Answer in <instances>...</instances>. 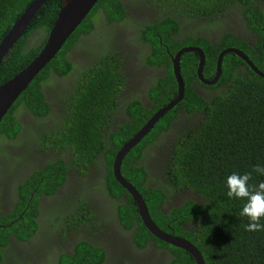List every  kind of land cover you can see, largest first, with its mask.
Wrapping results in <instances>:
<instances>
[{"label":"flooded vegetation","instance_id":"obj_1","mask_svg":"<svg viewBox=\"0 0 264 264\" xmlns=\"http://www.w3.org/2000/svg\"><path fill=\"white\" fill-rule=\"evenodd\" d=\"M116 1L122 6L120 15L109 17L106 8L100 6L90 16L89 27L66 49L65 73L59 74L61 70L51 67L49 76L35 84L44 101L36 104L33 93H28L36 111L30 108L27 97L20 100L14 112L20 126L15 137L8 131L0 134V264H173L176 260L170 244L150 234L141 217L124 210L135 200L124 187L125 191L118 187L121 184L114 172L116 157L164 108L166 92L154 91L162 88V80L176 79L174 66L179 52L200 48L205 55L196 43L189 44L188 36L195 41L206 38L218 52L215 68L207 65L204 56L201 77L198 53L191 52L199 60L193 68L192 63L186 65L188 58L183 63L188 53L178 62L185 93V79H189L193 91L207 102L222 93L233 78L250 74L251 67L244 57L230 52L222 60L223 65L231 57L230 79H221L222 65L218 76V61L227 50L243 53L259 68L258 62L238 47L220 50V38L226 33L235 35L254 50L257 60L264 57V40L261 52L257 34L247 28L236 9L225 13L218 22H211L188 16L178 6L156 5L157 0ZM167 16L180 26L172 42L161 24ZM98 79H110L109 94L104 96L97 113L85 118L84 134L76 138L74 111L77 97H81L76 93ZM202 79L214 83L207 84ZM172 96L169 103L177 99L178 92ZM184 100L185 94L172 109L178 107L176 117L171 115L158 126L170 110L141 140V156L132 161L135 168L143 170V185L165 194L160 210L167 219H161L162 223L151 215L143 191L134 183L138 179L124 176L123 163L121 166L122 176L143 197L156 225L176 237L175 231L169 229L174 222L168 216L187 201H205L193 190H177L167 171L175 147L206 116L197 109L189 112L188 106L182 105ZM43 104H47L46 109ZM138 125L142 126L139 130ZM197 224L193 220L183 228L195 229ZM142 225L148 230L144 235Z\"/></svg>","mask_w":264,"mask_h":264},{"label":"trees","instance_id":"obj_2","mask_svg":"<svg viewBox=\"0 0 264 264\" xmlns=\"http://www.w3.org/2000/svg\"><path fill=\"white\" fill-rule=\"evenodd\" d=\"M63 1L47 0L39 10L21 39L1 63L0 86L14 78L41 52L58 18ZM32 2L33 0H0V43ZM156 2L159 6H178L188 16L211 22H218L225 13L232 9L239 10L246 21L247 28L257 34L258 47L262 52L264 0H157ZM100 6L106 8L109 17L118 16L120 15L118 13L122 11V6L116 0H99L87 19L67 41L61 53L37 76L28 91L24 92L10 109L0 124V134L8 131L11 137H15L20 126L15 121L14 112L20 106L22 98L30 97L29 92L33 93L32 99H35L33 102L36 104L44 101L40 88H36L35 84L41 77L49 76L51 67L61 70L58 71L59 74L63 71L65 73L68 62L64 52L72 41L89 27L90 16L95 14ZM161 24H163V31L167 34L169 42H172V37L179 33L180 26L176 24L172 16H167ZM153 28L158 29L156 26ZM187 40L189 44L196 43L198 47L203 48L207 65L213 64L215 68L217 61L215 54L218 52H214L209 41L206 38H199L195 41L192 36H188ZM220 40L218 47L220 50L238 47L258 62L257 66L260 71L264 72V57L262 60L260 58L257 60L253 56L254 50L249 45L238 41L231 33L224 34ZM186 58H188L186 65L192 63V68L199 61L194 53L184 55L183 63ZM230 60L231 57L228 56L222 65V80L230 79L231 73L228 70ZM193 72L195 73V69ZM100 75L99 73L98 76ZM109 81L110 79L94 80L91 81L88 89L82 88L81 92L80 88L78 89L76 94H81V97H77L79 100L75 106L76 111H74L77 119L74 129V134L78 135L76 138L84 134L82 126L85 118L93 117V113H97L96 109L102 103L104 96L109 94ZM162 81V88L154 92L160 89L166 92L165 107L173 98L172 94L178 92V83L176 79ZM185 81L187 83L186 100L182 102V105L188 106L189 112L197 109L206 116L200 126L185 134L184 140L175 147L169 159L167 171L177 190H193L202 195L205 201L201 204L187 201L183 207L176 209L171 216H168L174 222L169 229L195 245L202 253L206 264H264V230L245 231V225L249 221L240 215L245 201L230 199L226 194V177L234 172L238 174L252 172L250 188L264 182V175L252 171L256 165L264 166V78L251 70L249 75L233 78L230 85L209 102L193 91L192 82L189 79ZM28 97L27 103L31 109L36 111L37 108L30 103ZM155 100H157L156 97ZM42 108L46 109L47 104H43ZM177 110L178 107L169 112L158 126L161 127L171 115L176 117ZM141 127L138 125L137 130ZM155 133L157 132H153ZM141 146L138 145L124 159L123 175L127 178L135 176L138 179L137 183H134L143 191L151 215L162 223L163 219H167L160 210L165 194L159 189L144 186L141 179L143 170L132 165L133 158L141 156ZM112 179L115 183V178ZM118 187L125 191L121 185ZM125 209L131 210L132 216L140 217L137 205L132 200ZM193 220L198 221L197 227L185 230L183 225ZM261 223L264 224V220ZM141 229L142 235L148 231L144 225ZM168 246L176 253V260L173 264H196L194 257L188 252L171 245Z\"/></svg>","mask_w":264,"mask_h":264},{"label":"water","instance_id":"obj_3","mask_svg":"<svg viewBox=\"0 0 264 264\" xmlns=\"http://www.w3.org/2000/svg\"><path fill=\"white\" fill-rule=\"evenodd\" d=\"M47 0H33V2L24 11L21 17L13 25L12 29L3 38L0 43V65L3 60L12 51L15 44L21 39L29 25L36 17L39 10L46 3ZM99 0H64L61 6L58 18L51 29L45 46L38 54V56L20 73L14 78L0 86V124L6 117L10 109L18 101L24 92H26L31 83L37 78V76L57 57L60 51L63 49L70 37L85 21L90 12L93 10ZM196 52L201 56L199 65V77L202 76V70L205 65L204 52L200 48H187L183 49L176 56L174 72L176 81L178 83V97L175 101L169 103L166 107L158 111L154 117L145 125V127L132 139L129 143L125 144L119 151L115 164L114 172L117 181L124 187L133 197L138 205L139 215L145 224L146 228L158 239L182 249L191 254L196 264H206L202 253L199 249L186 239H182L176 236H172L164 233L153 221L150 216L149 210L143 197L139 192L127 181L121 174V166L125 157L133 150L141 140L154 128V126L163 118L170 110L181 102L185 94V83L181 78L178 62L180 57L184 53ZM236 53L239 56L244 57L257 75L264 78V72L260 71L259 68L253 65V63L243 53L231 49L227 50L223 55L220 56L218 61V76L221 74V65L223 57L226 53ZM207 84H213L202 79Z\"/></svg>","mask_w":264,"mask_h":264},{"label":"clouds","instance_id":"obj_4","mask_svg":"<svg viewBox=\"0 0 264 264\" xmlns=\"http://www.w3.org/2000/svg\"><path fill=\"white\" fill-rule=\"evenodd\" d=\"M252 171L264 175V166L256 165ZM252 178V172L244 174L234 172L226 177L228 198L245 201L240 215L249 221L245 225L247 232L264 230V224L261 223L264 220V182L250 188L249 182Z\"/></svg>","mask_w":264,"mask_h":264}]
</instances>
